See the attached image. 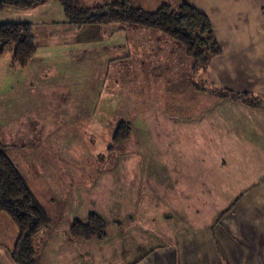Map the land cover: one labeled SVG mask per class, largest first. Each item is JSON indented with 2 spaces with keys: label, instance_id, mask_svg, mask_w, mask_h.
<instances>
[{
  "label": "rangeland",
  "instance_id": "obj_1",
  "mask_svg": "<svg viewBox=\"0 0 264 264\" xmlns=\"http://www.w3.org/2000/svg\"><path fill=\"white\" fill-rule=\"evenodd\" d=\"M169 5L180 4L172 0ZM35 10L33 12L37 15L41 10V16H37L41 18L43 9L39 7ZM24 12L27 11L5 9V12L0 14V25L23 19L22 16H27ZM31 14L28 19H31ZM106 31L107 34L112 32L113 27ZM63 33L64 31H61L42 37L45 33L36 32V37L41 38L36 42L37 53L34 57L36 59L25 68H13L8 58L9 53L0 56V139L5 144V141L9 142L8 139H12L7 137L19 133L28 135L35 130L29 142H25L26 146L23 145L24 148H20V142L17 140L12 139L10 142L9 153L11 156H18L15 162L23 173L35 174L40 169L41 173L46 172L47 181H52L50 178L60 180L63 179L62 176L78 175L83 176L86 183L93 181L101 185L110 182L124 184L125 186L121 185L120 188L114 189L102 185L101 189L94 190L93 194L86 196L84 204L78 210L81 217L96 215L108 225L114 223L111 217L123 214L125 210L129 212L132 208L133 213L139 211L137 202L144 187L140 185L142 178L139 179L138 176L142 174H134L137 175L136 180H139L140 189L131 190L125 184L130 181L127 178L129 173L124 174L121 171V167L125 166L152 167L155 171L153 175L158 179L172 178L175 174L173 166L184 168L180 172L182 180L177 178L171 182L169 180L163 186L153 183L155 185L153 188H156L154 191L159 196L158 202L162 201L161 205H156L157 209L180 219L173 221L174 225L166 220V231L198 229V226L210 223V218L239 212L241 206L236 203L243 195H249L256 186L263 184L264 173H256V157L227 155L221 157L231 149H237L238 146L235 147L237 142H232L238 137L233 135L236 133L232 132L231 135L229 129H225L219 133L222 135V141H209L206 140L209 135L199 133L201 124H197L196 135L190 133L185 140L183 137L181 140H169L163 136L165 132L162 126L155 123L147 126L141 123V118L175 116L180 118L183 125L187 122L186 118L194 117L192 114L194 112L197 123L210 112L214 120L220 117L229 120L245 119L253 116L244 113L243 110H237L232 107L233 104L251 109L254 107L228 98L230 90L221 86L214 73L209 80L208 73L206 77L203 75L209 65L197 71L193 59L189 56L185 62L178 58L179 63L181 62L179 68L175 64L169 69L170 63L166 64L163 61L164 67L157 83L147 82L146 64H141L145 59H141V53L136 52L133 61L124 62L120 60L123 56L117 52L119 57L115 65L116 72L114 68L107 71L103 65L109 57L107 53L102 56L105 51L101 49L104 46L97 42L93 44L90 41L82 42L72 38L71 34L69 38L59 42L60 38L65 37ZM90 36L92 34L81 32L84 39H89ZM140 42L138 39L137 43L142 47ZM72 49H79V53ZM77 54L79 58H76ZM237 65L238 69L242 70L243 62ZM175 86H178L177 92H174ZM85 89L90 91L84 92ZM237 94L252 98L247 100L256 98V94L249 92ZM207 104H211V108L203 109ZM192 106H195V111ZM28 114L31 115L30 120L23 121ZM210 117L211 115L206 116L207 119ZM32 118L35 120L30 123ZM214 120L211 126L213 130L217 128ZM103 122L108 124L102 126ZM122 125H128L131 129L129 133L132 134L127 140L115 144L113 135ZM212 137L214 138L213 131ZM206 150L212 151L214 156L210 158L209 154L206 155ZM221 159L227 161L228 169L217 164ZM78 166H82L84 174L82 168L78 169V174L73 172ZM104 168L109 172L103 174L95 172ZM111 170L113 171L110 173ZM204 172H207V187L211 185L209 174L219 180L217 189L206 188L204 192L200 188L205 178L200 182L199 176H203ZM194 173L197 174L196 181ZM143 175L146 178L151 176L145 172ZM186 176H189V179ZM220 184L227 188H221ZM66 209L63 219L66 218ZM198 215L207 216L204 218L209 221H204V218L187 220Z\"/></svg>",
  "mask_w": 264,
  "mask_h": 264
},
{
  "label": "crops",
  "instance_id": "obj_2",
  "mask_svg": "<svg viewBox=\"0 0 264 264\" xmlns=\"http://www.w3.org/2000/svg\"><path fill=\"white\" fill-rule=\"evenodd\" d=\"M119 1L122 0H79L80 4L86 8L106 6ZM131 1L137 7L148 11H155L162 5H169L172 2V0ZM175 1L179 4L190 5L205 14L210 19L216 38L221 46L222 54L210 61L209 67L204 70L203 75L206 77L208 73L209 80L214 73L225 89L237 93H253L256 94V98L264 99V0ZM39 7L43 9L41 18L37 17L41 16V10H39V15L33 12ZM36 8L21 10L27 11L24 12L27 16H22L23 19H18L16 22L7 23L31 24L35 42L41 39L36 37L38 31L45 33L42 37L46 34L53 35L64 31L63 34L65 35L63 36L65 37L60 38L59 42L69 38L70 34L73 36L72 38H77L82 42L90 41L92 44L97 42L104 46L101 49L105 51L102 56L107 53L109 57L105 61L106 64L103 65L107 71L114 68L116 72L115 65L119 57L117 52L123 56V59L120 60H124V62L133 61L135 53L139 52L137 54H142L141 59H145L141 64H146L147 82L155 81L157 83L159 74L161 75L160 72L164 67L162 65L163 61L166 64L170 63L169 69L175 64L179 68L181 59H183L182 62L188 61V55L184 48L159 31L120 24L83 27L70 25L59 0H49ZM4 12L5 9L0 11V14ZM30 14L32 17L28 19ZM112 27L113 31L109 32L108 35L106 29ZM81 32L92 34V36L89 39H84L81 37ZM116 35L119 37H116ZM138 39L141 41L142 47L138 45ZM72 50L79 53V49ZM182 54H184V57H182ZM79 57L77 54L76 58ZM8 58L11 60L12 65V55L10 54ZM239 62H243L244 68L241 66L242 70L238 69L237 63ZM143 68L145 70V66ZM175 87L176 89L173 87L174 92H177L178 86ZM85 91L89 92L90 90L85 89ZM158 91L156 90V92ZM233 105L232 107L243 110L244 113L252 115L253 118L229 120L220 117L218 120H214L212 114L208 111L207 115H211V117L207 119V115H205L199 123H197L195 112L192 113L194 117L186 118L187 122L183 125H181L180 118L175 116L168 118L142 117L141 123L143 122L147 126L154 125V123L162 126L165 132L163 136L169 140H181L182 137L185 140L190 133L196 135L198 132L197 124H201V132L199 131V133L203 132L209 135L206 140L219 142L222 141L220 131L229 129L231 135L232 132L236 133L233 135H238L236 140H232V142H237L235 147H238L222 154L221 157L226 155L231 157H256V173H264V107L251 109L237 104ZM192 107L195 111V106ZM205 107L203 109H209L211 104H207ZM30 118L31 115L28 114L23 121L27 122ZM33 119L35 120V118H32L30 123L33 122ZM213 120L217 125L214 130L211 129ZM104 123L102 126L108 124ZM115 123L117 124V122ZM226 125L230 127L226 128ZM212 131L214 132V138L212 137ZM32 132L35 134V130ZM33 133L28 135L19 133L7 138L19 141L20 148H24L23 145L26 146L25 142H29ZM227 138H229V134ZM12 139H8L9 142L5 141V144L2 143L1 139L0 142L5 147L9 157L17 165L15 159L18 156H11L9 153ZM208 154L210 158L214 156L212 151L206 150V155ZM36 156L38 155L36 154ZM210 164H212L211 161ZM217 164L224 169H228V163L225 159L217 161ZM17 167L36 199L44 208L50 221L49 227L38 234L34 240L38 264H264V182L256 186V189L251 191L249 195L241 197L240 201L236 203V205L241 206L240 209L238 207L239 212L226 213L214 219L210 218V221L204 218L207 216H192L187 220L204 218V221L207 220L210 223H204L194 230L166 231V220L173 224V221L180 219L175 218L172 214H166L162 209H157L156 205H161L162 201L158 202L159 196L154 191L156 188H153L155 186L153 183L163 186L169 180L170 182L176 178L182 180L180 172L184 168L173 166L172 169H175V174L172 178L160 177L158 179L153 175L155 171L152 167H121L124 174L129 173L127 178L130 181L125 182V184L131 190L140 189L138 187L139 180H136L137 175L134 174H142L138 176L139 179L142 178L140 185L144 187V191L139 195L140 198L137 202L139 211L133 213L132 208H130L129 212L125 210V213L111 217L114 223L112 225L107 223L108 237L106 240L93 239L86 241L74 239L70 234V228L75 221L88 219V216L81 217L78 212L84 204L86 196L93 194L94 190L101 189L102 185L114 189L115 187L120 188L124 184L110 181V183L102 185L93 181L86 183L85 178L78 175L75 177L71 175L62 176L63 179L60 180L50 178L49 180L52 181H47L46 172L43 174L40 169L35 174L26 175L18 165ZM80 168L82 166L74 168L73 172L78 174ZM66 172L65 170L64 173ZM95 172L103 174L109 171L104 168L102 171L95 170ZM144 172L151 176L146 178L143 175ZM82 174H84L83 168ZM206 175L207 172H204L203 176H199L200 182L205 178V182L200 185V188L204 192L207 190L206 188L217 189L219 180L214 179L213 175L209 174L211 185L207 187ZM194 176V181H196L197 174L194 173ZM186 177L189 179V176ZM72 178L74 179L71 180ZM220 185L221 188H227L222 184ZM64 209L67 210V213L65 214L66 218L63 219ZM19 235V229L11 217L6 213H1L0 264H14L11 255L16 248Z\"/></svg>",
  "mask_w": 264,
  "mask_h": 264
},
{
  "label": "trees",
  "instance_id": "obj_3",
  "mask_svg": "<svg viewBox=\"0 0 264 264\" xmlns=\"http://www.w3.org/2000/svg\"><path fill=\"white\" fill-rule=\"evenodd\" d=\"M47 1L49 0H0V11L9 7L29 10ZM59 1L70 25L83 27L120 24L163 33L185 49L187 55L193 59L197 71L205 69L211 58L221 54L210 19L187 4L162 5L155 11H148L136 7L131 0L92 8L82 6L79 0ZM6 53L12 55L13 68H25L30 64L37 53L31 24L0 25V56ZM227 97L250 107H264V99L247 100L251 97L231 91ZM130 130L128 125L118 127L117 133L113 135V142L120 144L127 140L132 134L129 133ZM1 213L9 215L19 229V239L11 255L14 264H38L34 240L49 227L50 221L17 165L0 142ZM70 234L78 240L104 241L108 237L107 224L100 217L91 215L84 221H75L70 228Z\"/></svg>",
  "mask_w": 264,
  "mask_h": 264
}]
</instances>
